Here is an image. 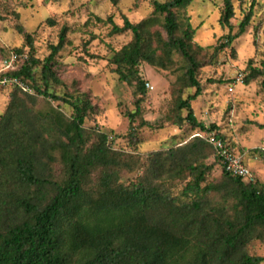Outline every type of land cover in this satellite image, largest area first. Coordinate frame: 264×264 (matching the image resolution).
I'll use <instances>...</instances> for the list:
<instances>
[{
	"label": "trees",
	"instance_id": "1",
	"mask_svg": "<svg viewBox=\"0 0 264 264\" xmlns=\"http://www.w3.org/2000/svg\"><path fill=\"white\" fill-rule=\"evenodd\" d=\"M108 1L117 5L120 0ZM192 1L153 0L148 16L137 23L123 16L121 26L111 16L95 18L109 23L111 33L129 31L132 36L109 59L113 73L133 88L136 97L135 111L126 115L129 135L146 94L140 66L168 70L175 51L185 61L176 80L173 123L187 122L200 131L184 144L145 158L114 148L117 135L85 127V120L95 113L94 104L76 80L66 84L55 69L67 27L60 29L58 42L42 60L34 54L30 34L19 28L28 49H14L15 60L23 59L0 77L15 78L34 94L16 84L0 114V264L264 262V256L249 250L254 241H264V182L246 162L252 180L226 171L206 134L217 130L229 150L239 153L216 125L206 128L198 122L191 105L203 90L197 78L202 62L192 51L195 28L179 13ZM254 3L251 0L243 10L232 34L234 6L232 0H223L219 22L230 31L222 37L220 49L230 47L250 26ZM46 22L54 24L51 19ZM246 71L243 83L260 77L264 90V59L260 66L249 59ZM36 97L60 102L70 109L69 116L54 108L35 110L29 100ZM259 127L264 129V124ZM207 148L221 164L219 181L207 182ZM123 172L137 175L123 180ZM173 181L183 183L178 196L168 190Z\"/></svg>",
	"mask_w": 264,
	"mask_h": 264
},
{
	"label": "rangeland",
	"instance_id": "2",
	"mask_svg": "<svg viewBox=\"0 0 264 264\" xmlns=\"http://www.w3.org/2000/svg\"><path fill=\"white\" fill-rule=\"evenodd\" d=\"M152 1L120 0L117 5H112L108 0H0V76L21 63L23 57L11 64L14 49H28L24 47L26 41L19 32L20 27L24 33L30 34L34 54L42 60L50 53V46L58 42L60 29L66 26V44L56 58L55 69L66 84L71 85L72 80H76L79 90L88 93L94 104L95 113L85 120V127L117 135L114 148L140 158L184 144L200 131L187 122L180 126L173 123L179 86L176 80L183 73L184 59L175 51L174 64L168 70H160L146 63L140 66L146 94L140 105V115L132 123L133 134L129 135L126 115L135 111L136 97L133 88L121 82L113 73L115 66L109 59L132 36L129 31L111 33L109 23L95 19L111 16L121 26L123 16H126L131 23H137L151 13ZM250 2L232 0L235 11L234 18L230 20L232 34L237 32L243 10ZM222 9L223 0H193L185 11L179 13L182 20L189 17L195 28L192 42L197 45L193 43L192 51L202 62L197 78L203 90L191 105L196 120L206 128L216 125L218 132L243 157L257 178L264 182V129L259 127V124H264L261 78L252 79L248 84L237 83L238 77L243 79L248 73L246 66L249 59H253L254 66H260L264 59V0H255L254 16L246 31L230 47L220 49L219 45L224 41L222 37L230 31L219 22ZM47 19L53 20L54 24H48ZM8 56L11 59L7 60ZM15 87L16 84L0 85V114L5 110L9 94ZM26 91L34 94L29 88ZM29 101L35 110L45 112L54 108L69 116L70 109L60 102L43 97ZM181 114L186 115V111ZM141 122H148L149 126H142ZM204 154L205 163L211 165L207 182L219 181L220 162L210 148L204 150ZM136 175L135 172H123L122 177L126 180ZM182 188V182L173 181L169 183L168 190L178 196ZM249 250L264 256V241H254Z\"/></svg>",
	"mask_w": 264,
	"mask_h": 264
},
{
	"label": "built area",
	"instance_id": "3",
	"mask_svg": "<svg viewBox=\"0 0 264 264\" xmlns=\"http://www.w3.org/2000/svg\"><path fill=\"white\" fill-rule=\"evenodd\" d=\"M15 59H16V56L14 55V58L11 59V64L14 62ZM237 83L238 84L243 83V79L241 77H238ZM6 84H17L21 86L24 90H27V88H25L15 78H8V79L1 78L0 85H6ZM146 86H148L149 88H152V86L149 83H146ZM229 90H232V88H229ZM207 140L215 149L216 154L220 158H222L223 162L225 163L226 171H228L234 176L247 178L249 180L253 179L252 174L247 164L245 163L243 157L240 154L231 152L227 146V143L221 138H218L214 131L207 134Z\"/></svg>",
	"mask_w": 264,
	"mask_h": 264
}]
</instances>
